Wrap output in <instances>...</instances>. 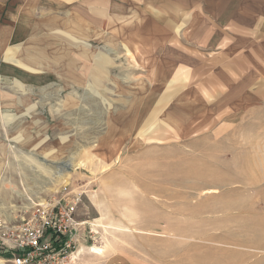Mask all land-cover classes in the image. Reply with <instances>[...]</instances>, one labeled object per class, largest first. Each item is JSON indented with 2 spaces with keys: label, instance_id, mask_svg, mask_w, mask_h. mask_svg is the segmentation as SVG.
Returning <instances> with one entry per match:
<instances>
[{
  "label": "rangeland",
  "instance_id": "obj_1",
  "mask_svg": "<svg viewBox=\"0 0 264 264\" xmlns=\"http://www.w3.org/2000/svg\"><path fill=\"white\" fill-rule=\"evenodd\" d=\"M120 15L114 34L45 23L35 66H0V222L68 186L82 224L69 264H197L209 238L264 239V66H202L189 47V66H168L177 48L149 44L160 25Z\"/></svg>",
  "mask_w": 264,
  "mask_h": 264
},
{
  "label": "crops",
  "instance_id": "obj_2",
  "mask_svg": "<svg viewBox=\"0 0 264 264\" xmlns=\"http://www.w3.org/2000/svg\"><path fill=\"white\" fill-rule=\"evenodd\" d=\"M125 8L144 16L135 21L160 25V35L156 36L160 42L152 44L156 39H151L149 44L177 48L176 62L168 66H189L178 59L185 55L183 47H189L193 57L195 53L201 55L202 66H264V0H0L2 74L20 77L19 71L8 66H19L20 62L35 66L39 62L35 55L47 54L41 47L54 38L55 26L46 29L45 23H76L80 26L76 29L85 37L88 28L84 25L99 23L102 26L89 27L103 30V23L110 21L114 34L119 28L116 24L121 20V9ZM69 66L71 71L77 70L73 61ZM207 241V249L201 250L203 256L197 264H264V239ZM96 248L91 251L103 253ZM111 264L152 263L134 254H121Z\"/></svg>",
  "mask_w": 264,
  "mask_h": 264
},
{
  "label": "built area",
  "instance_id": "obj_3",
  "mask_svg": "<svg viewBox=\"0 0 264 264\" xmlns=\"http://www.w3.org/2000/svg\"><path fill=\"white\" fill-rule=\"evenodd\" d=\"M61 198L36 203L29 217L19 222H0V248L12 255V264H69L78 245L79 196L69 197L65 186Z\"/></svg>",
  "mask_w": 264,
  "mask_h": 264
}]
</instances>
